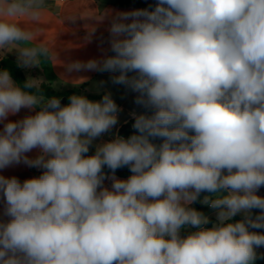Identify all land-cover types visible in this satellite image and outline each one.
Wrapping results in <instances>:
<instances>
[{
	"label": "clouds",
	"instance_id": "9594fccd",
	"mask_svg": "<svg viewBox=\"0 0 264 264\" xmlns=\"http://www.w3.org/2000/svg\"><path fill=\"white\" fill-rule=\"evenodd\" d=\"M46 7L0 0V51H15L17 67L62 63L41 42ZM106 18L113 54L67 63L66 73H119L112 83L151 114L133 113L134 134L86 155L118 123L110 93L62 106L44 96L42 78L21 85L0 70V170L42 169L23 182L0 175V264H255L264 258V233L250 230L264 229V0H156L95 20ZM22 109L34 114L8 119ZM122 167L126 180L115 175ZM198 200L217 210L210 228L191 207Z\"/></svg>",
	"mask_w": 264,
	"mask_h": 264
},
{
	"label": "crops",
	"instance_id": "0c3cea01",
	"mask_svg": "<svg viewBox=\"0 0 264 264\" xmlns=\"http://www.w3.org/2000/svg\"><path fill=\"white\" fill-rule=\"evenodd\" d=\"M132 1L46 0L47 7L44 9V15L39 25L41 42L49 43L57 51L58 59L62 63L52 65L45 61L40 67H33L31 69L23 68L27 78H42L44 83L51 85L57 92H63L69 89H81V95L86 98L88 96H101L98 99L88 98L91 101H101L104 94H111V98L119 108V112L117 113L118 123L109 132L93 141L92 146H90L93 154L95 153L97 145L119 136V131L123 125L134 119L133 113L139 115L142 113L150 114V112L135 103L137 93L131 91L124 85L112 83V76L118 75L119 73L80 71L68 74L66 73L64 65L72 61L79 60L86 62L90 59H102L105 55H112L113 53L109 51V32L107 30L110 18H106L102 23H98L95 18L101 12L105 11H110L114 15L116 12L134 10L136 8L131 5ZM10 51L11 49L0 51V54L16 58L15 51ZM62 77L65 78L63 81ZM76 80H80V82H75ZM29 114L34 113H30L27 109H22L17 115L9 116L8 119L15 121ZM2 128L3 124L0 123V129ZM37 154L38 150L27 153L30 158H35ZM41 173L42 169L41 172H36L35 168L28 167L23 163L0 170V175L6 177L15 176L21 182L25 179L38 177ZM129 176L116 175L118 179L125 180ZM104 184L110 188L111 180L106 179ZM257 195L264 197V187L258 190ZM191 207L203 213L202 205L201 207H197L194 203ZM259 211V209L252 210L253 218ZM206 216L209 217L210 222L204 225V227L210 228L216 223L217 210L212 209L211 212L206 213ZM237 216L243 219L242 214H238ZM195 230L191 229V231ZM185 232L187 231L182 230L181 234L185 235ZM256 251L258 254L264 255V247L257 248Z\"/></svg>",
	"mask_w": 264,
	"mask_h": 264
},
{
	"label": "trees",
	"instance_id": "16d2710c",
	"mask_svg": "<svg viewBox=\"0 0 264 264\" xmlns=\"http://www.w3.org/2000/svg\"><path fill=\"white\" fill-rule=\"evenodd\" d=\"M155 3H156V0H145V1L133 0L131 2V5L133 7H135L136 9H141V8H150L151 6H154ZM3 69H7L10 72L13 80L15 82H17L18 84L22 85L23 82L27 79V77L23 71V68L17 67L16 58L13 56H5V55L0 54V70H3ZM41 90H42V92L46 98L56 96V97H59L60 100L65 99L66 104L69 102L68 101L69 96H71L73 94L81 95V93H80L81 89H69V90H66L63 92H57L51 87V85L46 84V83L42 84ZM100 97L101 96H88L87 98L98 99ZM134 132H135L134 128L129 130V131H126L124 133L123 137L128 138L132 134H134ZM153 142L157 143V144L161 143V141L159 139L154 140ZM86 155H93L91 147L89 149V152ZM104 171L106 173L110 174V170H108L107 168H105ZM115 174L120 175V176H124V175H131L132 173L130 172L128 167H122V168L117 169ZM205 195H209V193H201L200 200H202ZM200 200L195 202V205L197 207H201V205H202ZM233 220L234 221L241 220V218L239 216H236L233 218ZM250 230L264 233V229H250Z\"/></svg>",
	"mask_w": 264,
	"mask_h": 264
},
{
	"label": "water",
	"instance_id": "95a60500",
	"mask_svg": "<svg viewBox=\"0 0 264 264\" xmlns=\"http://www.w3.org/2000/svg\"><path fill=\"white\" fill-rule=\"evenodd\" d=\"M61 105H62V106H63V105H66L65 99H62V100H61ZM134 122H135V119H133V120H131L129 123L123 125V127H122V128L120 129V131H119V136H120V137H123V135H124V133H125L126 131H129V130L133 129L132 125L134 124Z\"/></svg>",
	"mask_w": 264,
	"mask_h": 264
},
{
	"label": "rangeland",
	"instance_id": "374dc122",
	"mask_svg": "<svg viewBox=\"0 0 264 264\" xmlns=\"http://www.w3.org/2000/svg\"><path fill=\"white\" fill-rule=\"evenodd\" d=\"M202 211H203V213L206 215V213H208V212H211L212 211V208L211 207H209V206H207V205H204V204H202ZM187 234V232H185V235ZM264 259V258H263ZM263 259H257L256 261H255V264H264V260Z\"/></svg>",
	"mask_w": 264,
	"mask_h": 264
},
{
	"label": "built area",
	"instance_id": "2783aa9c",
	"mask_svg": "<svg viewBox=\"0 0 264 264\" xmlns=\"http://www.w3.org/2000/svg\"><path fill=\"white\" fill-rule=\"evenodd\" d=\"M35 171H36V172H41V169H39V168H35Z\"/></svg>",
	"mask_w": 264,
	"mask_h": 264
}]
</instances>
